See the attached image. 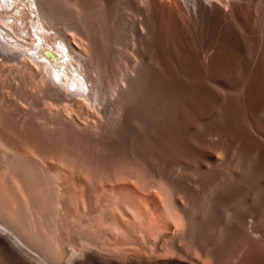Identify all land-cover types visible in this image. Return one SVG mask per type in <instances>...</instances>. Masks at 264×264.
<instances>
[{"label": "bare ground", "instance_id": "obj_1", "mask_svg": "<svg viewBox=\"0 0 264 264\" xmlns=\"http://www.w3.org/2000/svg\"><path fill=\"white\" fill-rule=\"evenodd\" d=\"M0 264H264V0H0Z\"/></svg>", "mask_w": 264, "mask_h": 264}, {"label": "rangeland", "instance_id": "obj_2", "mask_svg": "<svg viewBox=\"0 0 264 264\" xmlns=\"http://www.w3.org/2000/svg\"><path fill=\"white\" fill-rule=\"evenodd\" d=\"M26 1H28V0H26ZM27 3V2H26ZM29 6H30V4L29 3H27ZM30 8V10L33 12L32 13V17L34 16V18H38V14H37V10H36V8H35V5L34 6H30L29 7ZM12 19L10 18L9 19V21H11ZM19 24H20V22H19ZM21 34H24L23 32H21ZM36 38H37V36H35ZM44 45H46L45 44V42H44ZM47 47H48V49L50 48V46L49 45H46ZM64 51H66L65 49H64ZM58 55V54H57ZM2 95H5L4 93L2 94Z\"/></svg>", "mask_w": 264, "mask_h": 264}]
</instances>
